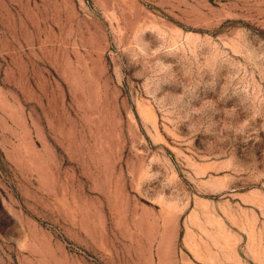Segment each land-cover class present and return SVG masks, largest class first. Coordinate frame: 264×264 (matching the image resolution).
Masks as SVG:
<instances>
[{
  "label": "rangeland",
  "instance_id": "obj_1",
  "mask_svg": "<svg viewBox=\"0 0 264 264\" xmlns=\"http://www.w3.org/2000/svg\"><path fill=\"white\" fill-rule=\"evenodd\" d=\"M0 264H264V0H0Z\"/></svg>",
  "mask_w": 264,
  "mask_h": 264
}]
</instances>
